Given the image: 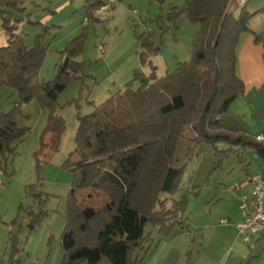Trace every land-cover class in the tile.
I'll list each match as a JSON object with an SVG mask.
<instances>
[{"label": "trees", "instance_id": "16d2710c", "mask_svg": "<svg viewBox=\"0 0 264 264\" xmlns=\"http://www.w3.org/2000/svg\"><path fill=\"white\" fill-rule=\"evenodd\" d=\"M164 3L165 0H151ZM24 0H0L7 45L0 47V88L14 89L18 101L8 113L0 114V159L17 154L18 145L28 137L29 127H19L16 116L21 106L36 102L49 111L42 146L48 134L55 136L53 148L66 129L58 114V98L70 80L81 79L85 63L75 61L83 50L82 39L69 42L63 51L66 61L56 78L39 79L46 48H28L16 35V25L4 9L23 11ZM106 0H88V10L100 9ZM237 0H186L184 12L200 26L190 63L158 77L156 67L134 79L86 116H78L76 149L65 166L73 172L66 201L65 227L61 235L62 264H146L151 248L147 226L167 237L176 227H185L188 200L167 206L164 194H173L182 169L175 167V153L181 140L194 144L224 142L240 150L254 149L264 160V141L243 127L228 128L223 116L245 94L237 73V51L243 34L251 32L253 18L264 7L250 13ZM8 14V15H6ZM173 16L179 14L172 8ZM17 19L16 21H18ZM140 61L145 64L160 52L153 33L139 37ZM152 63V62H151ZM139 87L134 89L133 84ZM225 152V151H224ZM90 189L102 198L101 208H85L79 202L81 190ZM39 211L25 210L34 231L47 217L43 193L29 187ZM91 198H93L91 196ZM16 222V221H15ZM10 264H16L20 249L17 236L8 235Z\"/></svg>", "mask_w": 264, "mask_h": 264}, {"label": "rangeland", "instance_id": "374dc122", "mask_svg": "<svg viewBox=\"0 0 264 264\" xmlns=\"http://www.w3.org/2000/svg\"><path fill=\"white\" fill-rule=\"evenodd\" d=\"M237 2V14L242 7L250 13L264 7V0ZM185 6L186 0H165L164 3L119 0L113 9L100 12L97 8L89 11L88 0H24L23 11L4 9L10 14L12 23L16 25L15 33L23 39L25 46L33 48L39 44L46 48L39 73L41 81L49 82L56 78L59 67L66 61L63 51L78 37L82 39L83 50L75 61L84 62L86 68L84 76L70 80L58 98V114L64 119L66 129L55 148V136L51 134L46 135L45 146H42L49 117L47 109L31 102L21 106L16 116L18 126L29 127L31 132L18 145L16 155L0 159L1 260L6 256L10 232L17 236L21 249L25 248L33 232L28 227L29 216L20 212L21 207L39 211V204L29 193V187L43 193L42 199L46 201L43 209L47 211V217L36 229L51 233L47 255L52 243H60L65 227L66 201L73 182V172L65 162L76 149L78 116L91 114L98 102H104L112 94L113 82H128L135 72L149 76L152 66L156 67L157 76L163 77L168 71H174L178 64L193 60L200 26L191 23L182 12ZM173 7L179 14H171ZM261 22L264 26V16L259 14L253 18L252 25L257 28ZM3 23L0 13V47L7 45L8 38ZM148 32L153 33L161 49L151 58L152 63L143 64L139 58V37ZM115 94L117 91L112 95ZM17 101L18 94L14 89L0 88V114L10 112ZM230 148L224 142L197 145L183 139L176 149L175 167L182 169V175L177 190L173 194H164L163 198L167 199L168 208L175 201L188 200L184 217L189 220L190 228L199 222L205 208L221 209L216 197L223 196V189L239 186L248 178L247 174L252 175L258 164L264 163L254 149L232 147L233 150L227 152ZM78 199L85 208L99 209L103 205L102 198L90 189L81 190ZM145 233L151 234L152 239L145 262L152 264L158 242L169 236L161 237L158 230L150 225ZM169 261L174 262V258Z\"/></svg>", "mask_w": 264, "mask_h": 264}, {"label": "crops", "instance_id": "0c3cea01", "mask_svg": "<svg viewBox=\"0 0 264 264\" xmlns=\"http://www.w3.org/2000/svg\"><path fill=\"white\" fill-rule=\"evenodd\" d=\"M255 27L251 22L252 31L243 34L237 51V73L245 85V94L232 104L223 118L228 128L241 126L253 137L264 141V26L261 22ZM133 79L113 82L111 93L123 92ZM138 87V82L133 84L134 89ZM254 171L252 175L247 174L248 178L239 186L223 189V196L216 197L221 209L205 208L193 228L188 220L185 227L176 226L171 236L161 238L152 264H264L262 239L256 235L246 239L237 229V224L247 215L242 209V197L251 195L256 179L264 177V163H259ZM50 235L49 230L35 229L25 248L19 247L16 264H60L64 258L61 241L52 243L47 255ZM7 243L6 256L0 259V264H10L11 250ZM171 257L174 262L169 261Z\"/></svg>", "mask_w": 264, "mask_h": 264}, {"label": "built area", "instance_id": "2783aa9c", "mask_svg": "<svg viewBox=\"0 0 264 264\" xmlns=\"http://www.w3.org/2000/svg\"><path fill=\"white\" fill-rule=\"evenodd\" d=\"M118 1L106 0L100 12L111 10ZM242 209L247 212V215L242 222L237 224L240 235L246 239L253 235L259 236L264 243V177L256 179L251 195L242 197Z\"/></svg>", "mask_w": 264, "mask_h": 264}]
</instances>
